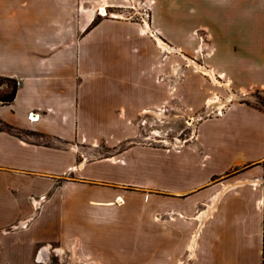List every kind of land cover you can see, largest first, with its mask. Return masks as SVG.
<instances>
[{"label":"crops","instance_id":"1","mask_svg":"<svg viewBox=\"0 0 264 264\" xmlns=\"http://www.w3.org/2000/svg\"><path fill=\"white\" fill-rule=\"evenodd\" d=\"M37 2L0 0V75L18 81L15 99L0 102V264H37L39 245L73 239L96 250L137 243L130 239L150 211L159 243L174 246L172 264H264V109L231 103L180 151L134 147L88 159L70 144L82 146L87 132H100L99 118L131 102L114 88L100 96L110 78L86 79L83 63L62 60ZM253 53L264 63V30ZM141 154L160 158L151 164ZM43 196L36 209L32 198ZM26 219L28 228L15 229Z\"/></svg>","mask_w":264,"mask_h":264},{"label":"rangeland","instance_id":"2","mask_svg":"<svg viewBox=\"0 0 264 264\" xmlns=\"http://www.w3.org/2000/svg\"><path fill=\"white\" fill-rule=\"evenodd\" d=\"M230 1L38 0L36 13L51 18L49 41L61 50L62 60L83 63L86 79L110 78L111 87L99 85L100 96H111L114 88L118 98L131 102L126 110L117 108L116 116L99 118L100 132H87L82 146L74 142L70 147L88 159H114L134 147L180 151L192 145L204 120L222 116L231 103L264 109V63L253 53L255 32L264 30V0ZM244 46L251 51L241 53ZM12 86L6 81L0 95ZM215 105L223 108L222 115L210 113ZM159 156L141 154L151 164ZM46 199L32 202L39 201L37 209ZM21 222L15 229L28 228ZM141 224L145 228L130 239L137 243H112L100 250L77 239L41 244L36 263L172 264L174 246L159 243L156 213L150 211ZM46 231L54 236L59 223Z\"/></svg>","mask_w":264,"mask_h":264},{"label":"trees","instance_id":"3","mask_svg":"<svg viewBox=\"0 0 264 264\" xmlns=\"http://www.w3.org/2000/svg\"><path fill=\"white\" fill-rule=\"evenodd\" d=\"M6 81H12L13 86H12V90L9 93L0 95V102H2V103H10L11 101H13L16 97L17 90H18V85H17L16 79L0 75V86H3V84Z\"/></svg>","mask_w":264,"mask_h":264},{"label":"built area","instance_id":"4","mask_svg":"<svg viewBox=\"0 0 264 264\" xmlns=\"http://www.w3.org/2000/svg\"><path fill=\"white\" fill-rule=\"evenodd\" d=\"M208 107L210 108V106H208ZM210 109H211V110H210V113H215L216 115H217V114L222 115V114L224 113L223 108L219 109V108L217 107V109H215V110H213L212 108H210ZM29 118H30L31 120H34V121H35V120H38V119L40 118V114H39V113L35 114L34 112H30V114H29ZM34 204H35L36 206H38V205L36 204L35 201H34ZM28 222H29V219H26V220L22 221L21 223H23V226H27Z\"/></svg>","mask_w":264,"mask_h":264},{"label":"bare ground","instance_id":"5","mask_svg":"<svg viewBox=\"0 0 264 264\" xmlns=\"http://www.w3.org/2000/svg\"><path fill=\"white\" fill-rule=\"evenodd\" d=\"M215 106H217V105H215ZM218 107V106H217ZM219 108V107H218ZM220 109V108H219ZM119 200H122V199H119ZM38 203H39V201H37V205H38Z\"/></svg>","mask_w":264,"mask_h":264}]
</instances>
